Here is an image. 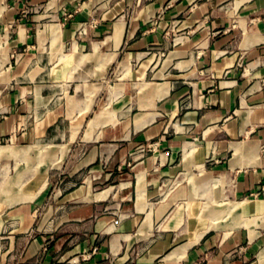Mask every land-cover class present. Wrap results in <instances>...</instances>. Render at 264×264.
Listing matches in <instances>:
<instances>
[{
    "label": "crops",
    "instance_id": "obj_1",
    "mask_svg": "<svg viewBox=\"0 0 264 264\" xmlns=\"http://www.w3.org/2000/svg\"><path fill=\"white\" fill-rule=\"evenodd\" d=\"M1 140L54 161L0 195V264H260L264 226L184 222L200 161L264 201V0H0Z\"/></svg>",
    "mask_w": 264,
    "mask_h": 264
},
{
    "label": "rangeland",
    "instance_id": "obj_2",
    "mask_svg": "<svg viewBox=\"0 0 264 264\" xmlns=\"http://www.w3.org/2000/svg\"><path fill=\"white\" fill-rule=\"evenodd\" d=\"M4 143H6L5 140L0 141V157L5 155H13V157H19L21 153L25 152L28 153V156L27 161L25 159L19 160L17 158H0V195L5 196L1 207L8 204L6 203V201L10 196V193L17 194L23 191H31L30 195L32 196L28 199H32L41 190L46 191L48 189V191L50 192V185L53 181V177L51 175V172L48 175V168L51 164H53L54 160L51 163L49 162L50 165L46 166L43 171L40 170L39 167L42 164L40 162L43 161V156L47 155L48 153L54 152L53 147L50 148L49 145H44L42 147L39 145L34 146L33 148H31V150H27L25 149L26 147H13L9 144L3 145ZM48 148H50L49 151ZM83 149H81V151H83ZM59 150L61 151L62 156L67 150V145H60ZM44 159L47 160L45 157ZM203 162L204 164L200 161V166L198 167V169H200V179L198 184L199 198L195 200L196 204H199L200 202L199 207L194 209L192 207L190 208V201H194L192 198L187 203L186 215L188 216L189 213H193V217H188L189 219H185L184 222V227L188 233L187 242L189 241V238L191 236L196 235L199 231L200 235L213 229L222 230L224 234H228L234 228H238L241 226H244L248 229L250 238H254L259 233L257 227L264 226V201L258 203L253 200L260 199L262 196L249 195L247 196L248 199H242L243 197L238 198L242 200H236V198L233 199V197L230 196L228 192L231 183L230 179H225L222 175H214L210 177V175H208L207 173V170H211V164L206 161ZM193 178L194 176L192 175L188 176V179L190 180ZM196 185L197 184H195V188ZM197 195L198 194L194 192V196ZM245 205H248L250 207L248 211L244 210ZM207 206H209L210 208L212 207L214 209H221L224 211V213H222V218L216 220V226L208 224L204 219V215L208 210L206 208ZM235 206L238 207L240 211H235V209L234 211H232V208ZM200 213H202L203 215H200ZM258 256L260 259V264H264V249L261 250Z\"/></svg>",
    "mask_w": 264,
    "mask_h": 264
},
{
    "label": "bare ground",
    "instance_id": "obj_3",
    "mask_svg": "<svg viewBox=\"0 0 264 264\" xmlns=\"http://www.w3.org/2000/svg\"><path fill=\"white\" fill-rule=\"evenodd\" d=\"M223 179V178H222ZM241 206H243V205H241ZM245 208H244V210L245 211H248V209H250V207L248 206V205H245L244 206ZM208 210L206 211V213H205V215H204V219H205V221L208 223V224H210V225H215L216 223H217V219L219 220L220 218H222V213H224V211L223 210H221V209H214V208H210L209 206H207L206 207ZM234 209H235V211L236 210H239L238 209V207H233L232 208V211H234ZM228 210V209H227ZM240 211V210H239ZM229 213V212H228ZM230 214V213H229ZM200 215H203L202 213H200ZM224 217V216H223ZM197 219V218H196ZM216 221V222H215ZM219 224V223H218ZM190 225V224H189ZM197 225H198V223H197ZM216 226V225H215ZM212 227V226H211ZM205 230V229H204ZM208 230V229H207ZM204 234V233H203ZM203 234H201L200 235V237L203 235ZM199 236V235H198ZM199 237V238H200ZM198 238V239H199Z\"/></svg>",
    "mask_w": 264,
    "mask_h": 264
}]
</instances>
